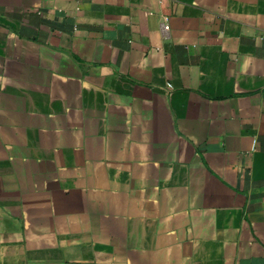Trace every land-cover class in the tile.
Wrapping results in <instances>:
<instances>
[{
	"label": "crops",
	"instance_id": "0c3cea01",
	"mask_svg": "<svg viewBox=\"0 0 264 264\" xmlns=\"http://www.w3.org/2000/svg\"><path fill=\"white\" fill-rule=\"evenodd\" d=\"M0 264H264V0H0Z\"/></svg>",
	"mask_w": 264,
	"mask_h": 264
},
{
	"label": "built area",
	"instance_id": "2783aa9c",
	"mask_svg": "<svg viewBox=\"0 0 264 264\" xmlns=\"http://www.w3.org/2000/svg\"><path fill=\"white\" fill-rule=\"evenodd\" d=\"M163 28H164V29H168V26H167V25H163Z\"/></svg>",
	"mask_w": 264,
	"mask_h": 264
}]
</instances>
